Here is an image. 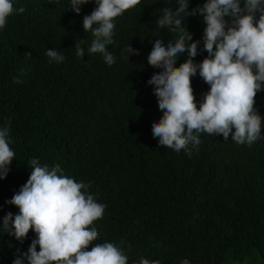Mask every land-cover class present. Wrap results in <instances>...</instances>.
Here are the masks:
<instances>
[{"label":"trees","instance_id":"16d2710c","mask_svg":"<svg viewBox=\"0 0 264 264\" xmlns=\"http://www.w3.org/2000/svg\"><path fill=\"white\" fill-rule=\"evenodd\" d=\"M14 13L0 29V128L10 126L9 146L15 158L0 180V228L3 217L19 214L7 203L27 182L31 159L50 169L59 164L76 182L90 183L88 192L104 204L103 217L93 222L96 243L121 246L127 264L140 259L160 264H264V90L255 107L262 117V138L251 146L231 135L201 134L191 155L159 146L152 124L163 112L147 81L161 70L147 57L155 39L175 40L159 29L164 7L178 0H141L115 19L116 60L108 66L99 53L89 54L95 39L83 29L91 0L76 14L71 0H13ZM206 0H189V11ZM228 19V18H226ZM184 26L200 41V63L206 27L202 16H187ZM94 27H96L94 25ZM159 33V36H158ZM84 48L76 54L75 44ZM131 44L139 55L126 58ZM55 49L62 63L49 62ZM25 52H31L26 58ZM188 59L178 57L176 67ZM23 74L21 75V71ZM20 76L21 83H13ZM197 107L210 88L197 75L191 79ZM0 230V264H13L27 253L34 231L17 240L14 229ZM121 241L123 244L121 245ZM37 246V251H39ZM23 264H28L24 259Z\"/></svg>","mask_w":264,"mask_h":264},{"label":"clouds","instance_id":"9594fccd","mask_svg":"<svg viewBox=\"0 0 264 264\" xmlns=\"http://www.w3.org/2000/svg\"><path fill=\"white\" fill-rule=\"evenodd\" d=\"M91 0H71L70 9L76 14ZM96 7L83 17V29L95 37L88 53L102 55L112 66L115 56L109 46L115 41V19L135 8L141 0H94ZM13 0H0V29L14 13ZM156 20L159 29L176 33V39H155L147 57L148 64L161 71L147 81L153 86L158 107L163 112L152 124V134L159 138V146L191 155L192 148L202 142L201 134L222 135L237 144L251 146L262 138V117L255 107L258 92L264 90V0H206L189 11V0H178V7H164ZM199 14L206 27L203 48L208 53L202 62L195 63L200 41H194L184 26L187 16ZM228 18V19H226ZM94 25L96 27H94ZM159 36V33H158ZM76 54L83 58L84 48L75 44ZM127 59L139 55L131 44L125 49ZM188 59L176 67L179 56ZM49 62L62 63L65 56L55 49L46 53ZM26 58L31 52H25ZM210 86L197 100L191 79L197 75ZM23 70L21 71V75ZM20 76L13 83H21ZM10 126L0 128V180L6 178L15 152L9 146ZM31 174L19 192L7 201L19 209L13 219L11 212L3 217L4 232L14 229L17 240L27 237L30 230L36 238L27 253L14 259L13 264H127L128 256L121 246L111 242L90 245L99 237L93 222L101 219L105 205L98 203L88 192L91 186L76 182L63 174L59 164L51 169L41 166L38 159L28 162ZM121 245L123 241L120 242ZM39 246V251H37ZM139 264H160L159 260L141 258ZM182 264H190L184 259Z\"/></svg>","mask_w":264,"mask_h":264}]
</instances>
